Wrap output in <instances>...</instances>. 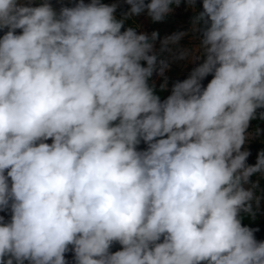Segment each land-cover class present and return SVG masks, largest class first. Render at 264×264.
<instances>
[{
    "label": "clouds",
    "instance_id": "1",
    "mask_svg": "<svg viewBox=\"0 0 264 264\" xmlns=\"http://www.w3.org/2000/svg\"><path fill=\"white\" fill-rule=\"evenodd\" d=\"M33 2L0 0V264H264L241 224L264 199V151L241 150L264 109V0H202L197 42L158 51L124 20L196 0H125L120 20L102 0ZM202 56L161 100L153 74L166 90Z\"/></svg>",
    "mask_w": 264,
    "mask_h": 264
},
{
    "label": "rangeland",
    "instance_id": "2",
    "mask_svg": "<svg viewBox=\"0 0 264 264\" xmlns=\"http://www.w3.org/2000/svg\"><path fill=\"white\" fill-rule=\"evenodd\" d=\"M41 0H34L32 6H38ZM52 3V6L55 10L59 11V9L63 6L66 7H72L74 6L76 0H50ZM90 0H85V3H89ZM103 2V0H102ZM103 3L105 4H116L117 9L115 16L118 20L124 19V13H126L130 9V5H128L125 0H105ZM145 3H150V0H145ZM173 11L170 12L164 20L160 22H153L151 17L148 16L147 10L142 12L138 16H131L124 20V25L121 31L126 30L127 28H134L137 32V34L145 33L149 37H151V34L153 32H158L159 37L154 42V50L158 51L160 47V40H162L165 36L172 35L173 33L177 32H188L189 35L185 36L181 41L180 45L184 47H192L197 41L192 40V33H191V19L188 18L185 14V12H194L193 9L188 8L186 4L182 3L179 7H177L175 4L171 5ZM203 9L202 6V0H196V8L195 11ZM6 31V30H5ZM20 30H17V34H19ZM4 33L0 32V36H2ZM204 57L202 56L199 61H196L195 63H188L181 61L179 63L172 64L171 68L166 72V75L169 77L168 85L166 90H161V84L163 83V78L158 76L156 73L153 74V76L150 78L149 81L154 83L157 87H159L161 93H162V99H166L171 94V89L174 83L177 81H183L188 78L191 71L199 66L200 63L203 62ZM212 79V76L209 75L206 77L202 84L206 87L207 83ZM257 129H260V135H256ZM247 132L249 134V138L246 140V143L244 146H242V151L247 150L249 151L250 155L247 158L246 163L248 165H255L257 161L258 153L261 151H264V120H260V123H256L253 120L250 121L249 127L247 129ZM49 143L51 141H48ZM251 182H256L259 180L260 189H264V176H261V174L257 173L254 174L250 178ZM251 185H246V187H250ZM261 192L257 190V195H260ZM253 212H255L256 217L259 220L260 223V238L262 241H264V199L261 200L259 208L257 209V206L255 202L252 203ZM0 216H4L5 221L10 220V213L8 212H0ZM121 250V248L117 246H112L111 251L115 252ZM74 254L69 251L65 254V258L68 264H75L73 259ZM27 264V261L25 262Z\"/></svg>",
    "mask_w": 264,
    "mask_h": 264
},
{
    "label": "trees",
    "instance_id": "3",
    "mask_svg": "<svg viewBox=\"0 0 264 264\" xmlns=\"http://www.w3.org/2000/svg\"><path fill=\"white\" fill-rule=\"evenodd\" d=\"M104 1L105 0H103V2ZM201 11H203V9H199V10L194 11V12H185L182 14H185L188 18L192 19V17L194 15L198 14ZM142 65L146 66V62H142ZM149 84L152 85L153 83L151 81H149ZM155 93L162 99V93H161L159 87H157L156 85H155ZM260 112H264V109H258L257 110V118L253 119V121L256 123H260V120H261V119H259V113ZM145 147H146V145H144L143 143H141V145H139L140 149H143ZM241 224H242V226H246V227L253 230L254 237L257 241H262L260 238V232H259L260 223H259L258 218L256 217L255 212H253V214L241 213ZM113 246H117V247L121 248V246L119 244H114Z\"/></svg>",
    "mask_w": 264,
    "mask_h": 264
}]
</instances>
